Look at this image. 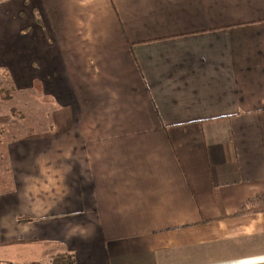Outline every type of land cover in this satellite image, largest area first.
<instances>
[{
    "label": "crops",
    "instance_id": "0c3cea01",
    "mask_svg": "<svg viewBox=\"0 0 264 264\" xmlns=\"http://www.w3.org/2000/svg\"><path fill=\"white\" fill-rule=\"evenodd\" d=\"M0 68L58 107L0 143V264L264 257V0H0Z\"/></svg>",
    "mask_w": 264,
    "mask_h": 264
},
{
    "label": "rangeland",
    "instance_id": "374dc122",
    "mask_svg": "<svg viewBox=\"0 0 264 264\" xmlns=\"http://www.w3.org/2000/svg\"><path fill=\"white\" fill-rule=\"evenodd\" d=\"M11 71L14 79L15 76L19 78L21 72H25L19 70ZM8 75V69L0 68V143L24 139L42 133L43 129L52 125V110L55 109L54 111L57 112L56 109L58 108L53 103L51 97L45 96L40 89H37V84L30 86V88H25V85L20 84L17 87L9 83L7 79L9 77ZM37 91L39 94L36 95ZM62 120L65 119L63 118ZM64 127L66 125L57 128V130H61ZM51 130L49 127L46 131L50 132ZM0 172L6 174L7 169L3 171L2 167ZM3 173H0L1 176H3ZM245 215H247V212L240 216ZM235 241L231 239L207 244L204 246V250L198 251V257L192 258L191 260L204 259L202 261L204 263L208 261L227 260V258L232 257L231 251L247 250V241ZM257 242L259 241L252 239L250 242L252 245L248 248L256 250L258 247L264 248L263 241H260L263 243L262 245H254ZM190 249L196 250L201 249V247H191Z\"/></svg>",
    "mask_w": 264,
    "mask_h": 264
},
{
    "label": "trees",
    "instance_id": "16d2710c",
    "mask_svg": "<svg viewBox=\"0 0 264 264\" xmlns=\"http://www.w3.org/2000/svg\"><path fill=\"white\" fill-rule=\"evenodd\" d=\"M247 212V214L264 212V193L258 194L250 200H247L241 208L235 214L236 216H240ZM27 219H19V222H27ZM53 264H72L71 259L68 257L62 258L58 257L53 260Z\"/></svg>",
    "mask_w": 264,
    "mask_h": 264
},
{
    "label": "bare ground",
    "instance_id": "6f19581e",
    "mask_svg": "<svg viewBox=\"0 0 264 264\" xmlns=\"http://www.w3.org/2000/svg\"><path fill=\"white\" fill-rule=\"evenodd\" d=\"M261 260H264V257H261V258H253V259H248V260L246 259V260L239 261L238 263L239 264H247V263L249 264V263L257 262V261H261Z\"/></svg>",
    "mask_w": 264,
    "mask_h": 264
}]
</instances>
